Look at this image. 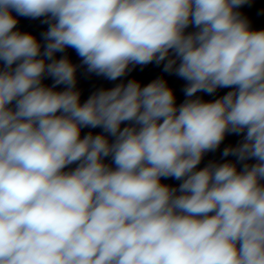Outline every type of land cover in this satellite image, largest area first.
I'll return each mask as SVG.
<instances>
[{"label":"clouds","instance_id":"obj_1","mask_svg":"<svg viewBox=\"0 0 264 264\" xmlns=\"http://www.w3.org/2000/svg\"><path fill=\"white\" fill-rule=\"evenodd\" d=\"M246 3L0 0V264H264V30L236 10ZM13 12L46 17L43 52ZM69 47L109 80L167 60L188 99L129 80L81 103L77 65L54 58ZM218 88L233 90L192 98ZM227 133H246L223 151L242 170H197Z\"/></svg>","mask_w":264,"mask_h":264}]
</instances>
